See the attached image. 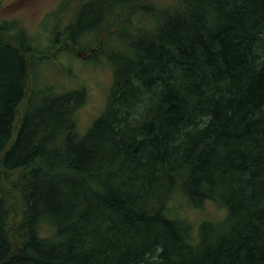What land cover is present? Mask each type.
Here are the masks:
<instances>
[{
	"label": "trees",
	"instance_id": "1",
	"mask_svg": "<svg viewBox=\"0 0 264 264\" xmlns=\"http://www.w3.org/2000/svg\"><path fill=\"white\" fill-rule=\"evenodd\" d=\"M70 2L56 52L0 23V264H264V0ZM60 50L113 67L85 130V86L37 87Z\"/></svg>",
	"mask_w": 264,
	"mask_h": 264
},
{
	"label": "rangeland",
	"instance_id": "2",
	"mask_svg": "<svg viewBox=\"0 0 264 264\" xmlns=\"http://www.w3.org/2000/svg\"><path fill=\"white\" fill-rule=\"evenodd\" d=\"M11 0H5L4 6H0V23L4 21H17L24 26L26 31L36 36L40 50H50L52 44L54 26L57 20L47 17L50 11H56L62 0H18L10 4ZM71 6L66 15L61 19V27L71 20L76 9V0H70ZM160 5H168L171 0H155ZM94 38L88 34L82 40L83 44L93 42ZM114 48V47H112ZM116 49V48H114ZM107 53V52H106ZM87 52H68L60 50L52 59L41 61L37 71L38 89L50 87L55 91H63L85 86L88 92L87 101L79 113V128L85 130L103 111L107 96L113 82V67L103 55L98 62L88 57ZM175 205V204H174ZM187 216L194 224L206 219H221L225 216V208L213 202L206 203L202 208L182 207L178 205V211Z\"/></svg>",
	"mask_w": 264,
	"mask_h": 264
},
{
	"label": "flooded vegetation",
	"instance_id": "3",
	"mask_svg": "<svg viewBox=\"0 0 264 264\" xmlns=\"http://www.w3.org/2000/svg\"><path fill=\"white\" fill-rule=\"evenodd\" d=\"M15 1H18V0H11V1H10V4L13 3V2H15ZM64 1H65V0H62L61 2H64ZM4 3H5V0H0V6L3 7V6H4ZM54 9H55V8H53V9L50 11V13L48 14V16L52 17V15H54V13H56V11H54ZM47 18H48V17H47ZM47 18H46V19H47ZM67 45H69V44H67ZM59 48H62V46H61V47L59 46Z\"/></svg>",
	"mask_w": 264,
	"mask_h": 264
}]
</instances>
